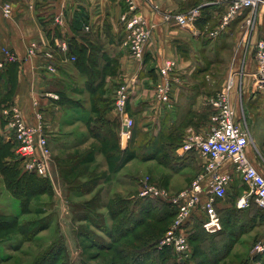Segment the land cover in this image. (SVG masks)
I'll return each mask as SVG.
<instances>
[{
	"label": "crops",
	"instance_id": "1",
	"mask_svg": "<svg viewBox=\"0 0 264 264\" xmlns=\"http://www.w3.org/2000/svg\"><path fill=\"white\" fill-rule=\"evenodd\" d=\"M231 1L134 0L151 29L140 63L130 54L119 20L128 10L125 0H11L12 14L4 17L0 11V60L3 47L12 49L18 59L0 66V97H7L0 103V147L3 154L7 151L1 159L15 161L16 141L9 124L13 108L33 125L34 111L39 112L51 149L90 144L95 138L102 144L97 133L95 137L89 133L92 128L103 130L91 120L95 112L88 108L90 98H99L102 118L112 125L118 113L115 100L124 89L122 121L129 113L142 115L151 119L146 127L155 129L156 121L160 130L171 132L167 139L175 146L174 160L179 164L166 182L159 174L154 177L171 192H180L191 183L182 179L203 162L199 154L195 163L190 161L192 151L184 148L183 137L205 136L216 123L211 100L225 91L231 78L228 98L234 118L248 128L255 148L249 155L264 172V92L254 87L252 48L264 38V4L241 10L221 29L218 25ZM193 9L198 12L189 24L176 23V15ZM253 17L254 28L249 30L246 20ZM64 41L68 51L58 48ZM166 61L174 66L168 76L170 98L164 103L155 97V87ZM0 185L7 190L2 173ZM8 205L0 200V211L15 214Z\"/></svg>",
	"mask_w": 264,
	"mask_h": 264
},
{
	"label": "rangeland",
	"instance_id": "2",
	"mask_svg": "<svg viewBox=\"0 0 264 264\" xmlns=\"http://www.w3.org/2000/svg\"><path fill=\"white\" fill-rule=\"evenodd\" d=\"M90 106L91 104L88 108ZM99 113L91 114V120L95 118L96 123L100 125V122L104 123L106 120ZM116 114L114 126L106 123L105 128L100 127L102 131L94 132L89 129L91 135L95 137L97 133V137H101L100 141L104 143L99 144L98 138H95V142L90 144L55 145L53 149L50 148V171L46 181L38 180L39 174L33 169L27 170V180L36 177V185L45 188V193L34 194L41 190L38 186L33 190L29 189L25 214H20V202L12 196L11 191L7 189L9 192H5L0 185L1 204L7 206L10 203L13 206L10 210L15 212L22 223L21 229L19 227L0 234V264H36L44 252L50 248L53 252L59 245L64 247L65 253H62L63 259L57 264H129L130 256H125L127 252L124 251L120 253V248H124L128 254L133 252L135 259H142L141 264H152L154 256L152 250L148 249L155 242L159 254L166 256V247H159L158 244L170 226L172 215L157 222L156 219L164 217L170 211L156 200L145 201L139 197L136 179L139 176L154 177L159 174V178L166 182L179 163H175L174 159V162L166 161L165 164L160 162H164V158L169 159L173 150L170 154L168 147L151 144V136H158L162 125L159 126L155 121L157 125L152 130L150 125L145 126L151 119L142 115L132 117L129 113L127 117L133 120L131 134L135 129L136 135L133 139V133V136L127 139L126 146L133 140L130 141L126 154H132L133 158L116 170L114 162L122 160L124 156L118 152V149L122 148V113ZM88 126L89 124L87 128ZM190 154V161L195 163L194 160L200 155L194 151ZM152 158L155 161L151 160ZM224 165L228 168L231 163L227 161ZM203 171L204 164H201L182 180L189 183ZM248 189L247 184L234 173L229 193L218 208L222 221L221 229L207 233L200 223L195 221L188 234V254L183 256V262L252 263V244L264 237V213L253 204L250 197L249 207H236L237 199L244 192H248ZM111 211L117 214L114 220L110 219ZM127 217L133 218V221L141 218L145 223L125 238L116 240L115 237L119 235L114 231V227ZM137 234H140V237L135 238ZM176 257L173 252L171 258ZM219 257L221 259L218 262ZM259 259L260 264H264V257Z\"/></svg>",
	"mask_w": 264,
	"mask_h": 264
},
{
	"label": "built area",
	"instance_id": "3",
	"mask_svg": "<svg viewBox=\"0 0 264 264\" xmlns=\"http://www.w3.org/2000/svg\"><path fill=\"white\" fill-rule=\"evenodd\" d=\"M134 0H125L127 13L120 16L123 25L124 36L129 44L132 58L139 61L143 59L145 46L150 39L151 29L145 18L136 10ZM145 1V0H144ZM264 4V0H232L221 17L220 28L228 26L231 20L244 9L256 10ZM11 0H0V11L4 17H9L13 9ZM197 9L188 14L175 16L176 23L186 26L197 14ZM255 19L248 18L246 26L249 30L254 28ZM67 41L58 44L59 50L68 51ZM255 60L254 87L264 92V38L258 39L253 45ZM2 58L0 66L7 62L16 61L17 54L10 48H1ZM74 60V57H71ZM174 62L166 61L159 73L161 80L156 83L155 97L157 100L167 103L170 98L169 71L173 69ZM232 85L231 78L228 79L225 91L217 94L211 104L215 110V124L206 132L205 136L184 135V148L187 151L198 153L204 164V171L196 175L189 186L180 192H171L169 189L159 186L151 180L150 176H139V197L154 198L169 203L174 209L171 224L164 234L159 247H169L176 254L179 261L188 254V234L195 221L207 233L217 232L221 229V217L218 212L220 203L224 200L231 188L233 174L239 175L241 180L247 184L248 192H244L236 201V207H249V197L254 205L264 211V172L260 170L256 162L249 155V149L254 148V142L248 128L234 118V110L228 98V90ZM127 94L124 89L118 91L115 107L118 113L124 114ZM13 116L9 124L15 136V156L20 160L24 170H34L42 177H47L50 171L51 150L46 135L40 123L39 112L35 111L36 124H28L22 118L18 109L13 108ZM126 130H123V127ZM133 120L126 116L121 127V136L125 134L130 137ZM255 149V148H254ZM229 161L230 167L224 164ZM230 170V171H228ZM200 214V215H199ZM252 258L257 260L253 264H260L264 257V237L252 244ZM254 255V256H253Z\"/></svg>",
	"mask_w": 264,
	"mask_h": 264
},
{
	"label": "trees",
	"instance_id": "4",
	"mask_svg": "<svg viewBox=\"0 0 264 264\" xmlns=\"http://www.w3.org/2000/svg\"><path fill=\"white\" fill-rule=\"evenodd\" d=\"M198 22H200V20L197 21V23ZM7 63H9V62H7ZM89 84H91V83H89ZM6 100H7V97H0V103L1 102H6ZM98 100H99V98H94V97L92 98L91 97L90 98V103H91V107L90 108H91L93 113L94 112L95 113L96 112H100L99 114L103 115L102 107L97 106L98 105L97 104ZM93 121H96V119L94 118ZM106 123L109 124L108 121H105L104 123L100 122V125L98 126L99 129H100V127L101 128H105V126H106L105 124ZM112 126H114V122H113ZM92 129H93V131L95 130V128H92ZM133 133H134V136H133ZM170 133L167 132V129H165V127H163L160 130V133L158 134V136H151V138H150V139H152L151 140V144L158 145V146L162 145V146L168 147L169 148L168 153L171 154L174 151L175 146L173 145V143H170L168 141V139H167V137L169 136ZM135 135H136V132H135V129H134L132 134H131V136H130V138L133 136L132 138L134 139ZM133 139H131V140H133ZM130 141L128 142V145L126 147H124L123 149L120 147L118 149V152L121 153V154H124V156H123L122 160L120 159L117 162H114V166H115L116 170L121 168L123 164H125L127 161H129L130 159L133 158L132 154H126L128 149H129V147H130V143H131ZM6 153H7V151H5V153L3 154V152L1 151V147H0V173H2L3 176H4L7 189L9 191H11L12 196L16 200H18L20 202L19 203L20 206H21V211H20L21 213L20 214L23 215V214H25V209L27 207V193L29 192V189L33 190V188H37V186H38L39 187L38 189H41V190L36 191L34 194H41V193H45V188H42L39 185H36L37 184V181L35 179L36 177L35 178L32 177L33 178L32 180H27V171H22V169L19 167L20 166V160L18 158H16L15 154H14L15 161L10 162V164L6 163L5 161H3V159H1V158H3ZM170 154H169V157L171 155L172 156L169 159H168V157L167 158L163 157L165 159V161L164 162L160 161V162L165 164L166 161L171 162L173 159H175L173 153L171 155ZM109 157H113V156L109 155ZM158 160H160V159H158ZM173 162H174V160H173ZM150 178H151V180H154L155 182H157V184L159 186H163L164 187V185H162L160 182L155 180L154 177L151 176ZM38 180L46 181L47 178L38 175ZM136 186H137V191H138V181H137V179H136ZM143 200H145V201L146 200H156L157 202H160V203L164 204V206H166L167 209L170 211L164 217L160 216L158 219H156L157 222H160V221H162L164 219H167L171 215H172V219H173L174 209L171 207V205L169 203L162 202V201H160L158 199H154V198H150V197L143 198ZM150 202H149V205H150ZM155 207H156V205H154V208ZM261 211L264 213L263 210H261ZM110 215H111L110 219L114 220L117 214L111 211ZM131 219H133V218L128 219V217H127L126 220H123V221L120 220L116 224V226L114 227V231L115 232L117 231L118 235H119V236H117L118 238L115 237L116 240H120V239L125 238L126 236L130 235L132 232H135L141 225H143L145 223V220L141 219V218L140 219H136L134 221L131 220ZM19 221H21V220L15 214H12V212H9V210L0 211V234L8 232V231H14L16 228H19V227L21 229L22 223H20ZM171 222H170V224H171ZM135 236H136L135 238L140 237V234H137ZM25 239H27V237ZM156 244H157L156 242L151 244V246L148 249V251L152 250V255L154 256V258L151 261L152 264H184L185 263V262H183V261H185L184 259L182 261H179L177 259V257L175 259L171 258L173 252H172L171 249H169V247L165 248V255L166 256H163V255L159 254L158 249H156ZM55 246H56V243H55ZM49 250L43 253L42 258L40 260H38V262L36 264H57L58 261L63 259L61 255H62V253H65L64 252V247L59 245L58 248H56L57 251L54 250L53 252H51V248ZM118 251L120 253H122V251L127 252L125 254V256H128V255L130 256V261L132 262V263L130 262L131 264H141V260L142 259H139V258L135 259L133 257V255H134L133 252L131 254H128V251L124 250V248H120ZM46 255H48V256H46ZM131 259H133V260H131ZM220 259H221L220 257L217 259L218 262L220 261ZM253 259H254L253 261L257 260L256 257L253 258ZM253 261H252L251 264H253ZM215 263H213V264H215ZM66 264H68V263H66ZM79 264H89V263L80 262Z\"/></svg>",
	"mask_w": 264,
	"mask_h": 264
},
{
	"label": "water",
	"instance_id": "5",
	"mask_svg": "<svg viewBox=\"0 0 264 264\" xmlns=\"http://www.w3.org/2000/svg\"><path fill=\"white\" fill-rule=\"evenodd\" d=\"M123 130H126V127L124 126L123 127ZM126 143H127V137L125 136V134H123L121 136V145H122V149L126 146Z\"/></svg>",
	"mask_w": 264,
	"mask_h": 264
}]
</instances>
